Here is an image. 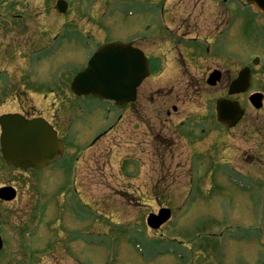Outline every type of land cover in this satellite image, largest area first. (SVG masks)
I'll use <instances>...</instances> for the list:
<instances>
[{
    "label": "rangeland",
    "instance_id": "rangeland-1",
    "mask_svg": "<svg viewBox=\"0 0 264 264\" xmlns=\"http://www.w3.org/2000/svg\"><path fill=\"white\" fill-rule=\"evenodd\" d=\"M55 1L0 0V115L24 112L33 105L31 110L59 123L66 117L65 112L58 111V105L68 106L73 98L67 88L70 76L86 65V57L96 49L97 43L128 41L142 32L149 39L161 24V15L157 12L163 6L161 0L158 6L154 0H92L91 7L87 6L90 0H66L65 14L56 10ZM166 1L187 4L189 10L198 9L196 0ZM5 12L10 16L3 17ZM147 24L151 28L143 30ZM65 30L69 32L65 39L49 45L53 38L59 40L57 36ZM238 30L239 24H235L230 35H236ZM251 31L252 27L250 40L240 48L233 46V53L235 56L243 50L249 52L245 56L259 53L263 60L262 43L256 41ZM138 41L149 53L164 51L156 42L147 46L148 42ZM38 45H42L39 51L48 45V53L54 52L35 67L29 56ZM179 76L165 67L161 75L139 89L135 115L131 110L124 111L121 122L108 135L91 143L90 148L86 146L92 134L95 137L98 130L116 122L117 114L109 110V105L93 111L99 104L94 98L81 101L83 110L91 113L84 115L88 120L86 125L78 124L83 129L92 123L96 125L93 130L85 128L81 137L76 136L72 141L75 148L72 146L67 154L78 158L77 185L92 211L88 216L89 209L80 214L90 220V230L85 232L77 221L75 227H70L65 220L72 198L64 195L60 198L59 193L60 188L66 187L69 173H59L60 182L56 183L52 169L48 168L47 172L42 168L41 174L51 172V176L43 178L50 189L45 191L42 201L45 207L41 205L38 209L44 215L37 212L34 224L30 219L23 223L28 217L22 205L26 202L27 210L34 203V194L40 191L34 186L32 198L29 202L25 200L32 192L29 183L30 180L34 183L35 174L13 183L18 190L14 203H0V218L7 219L0 223V233L6 239L0 264H264V238L262 242L258 240V236L264 237V110L250 114L234 141L230 133L223 134L224 143L218 139L212 146L214 157L208 163H189L190 153L203 151L220 135L213 123L207 126L206 134L200 135L202 138L194 149L181 138L169 145L167 135L173 129L179 132L180 120L196 119L195 104L175 98L180 88ZM158 79H162L161 83ZM153 82L155 86L151 87ZM28 84L37 85L36 89L44 97L31 102H27L31 98L20 100ZM256 84L259 85V78ZM39 85H43L42 89ZM52 88L51 99L47 94H51ZM221 90H217L218 94ZM74 99V104L80 103L77 97ZM172 106L177 107L175 113L171 111ZM165 111H170L171 117ZM223 147L227 148L223 150ZM165 155L169 159L163 165L160 161ZM220 157L225 162H218ZM4 172L0 185L8 181ZM194 183L199 187L198 192L191 189ZM190 189L192 193L188 196ZM161 207H168L172 212L174 209L176 214L172 213L171 220L160 229L150 230L145 219ZM100 216H107L108 221ZM114 219L117 221H111ZM72 221L75 222L73 215ZM117 223L127 226V231ZM134 227L144 231L146 237L138 230L135 232ZM235 233L247 239H231ZM159 238L162 241H153ZM132 239L138 240L139 253L130 243ZM203 247L212 248L208 251L202 250ZM160 249L178 250L182 257L177 259L167 252L158 256Z\"/></svg>",
    "mask_w": 264,
    "mask_h": 264
},
{
    "label": "flooded vegetation",
    "instance_id": "flooded-vegetation-1",
    "mask_svg": "<svg viewBox=\"0 0 264 264\" xmlns=\"http://www.w3.org/2000/svg\"><path fill=\"white\" fill-rule=\"evenodd\" d=\"M195 2L198 7L197 11L193 8L189 10L187 4L181 6L178 3L173 4L172 7L168 9L164 15L166 31L164 36L165 51L164 53L158 54L152 53L151 55H148V58L150 60L151 70H155V66L160 67L155 74L152 73L150 76L151 79L161 75L165 67L173 72V75H180L178 79L179 81L177 82L180 88L175 94V98L177 100L183 99L186 103L192 102L195 104L198 109L195 113V117L201 121L203 120V117L209 115L212 116V108L207 107V103L211 101V99L209 98V100H206L205 102H198L192 98L195 97V94L198 93V91L201 92L203 89H215L220 83L222 84L224 93L226 92V89L230 84L229 82H231L235 77V73H237L239 69L250 65V60H247V57L245 56L247 53H245L244 50L241 55H236L237 57H240V60L236 63L235 54L232 49L236 43L233 42V39L237 40L240 38L237 43L238 45H242L243 42H247L249 40L251 27L250 20H258L260 27L262 24L259 18L254 16L256 10H253L254 12L252 13L250 11L252 7L248 5L245 0H196ZM238 7H240V9H237ZM207 15H211V17H207ZM236 18H238L239 30L236 35L231 36L230 33L233 30V22ZM154 41V37L151 40L148 39L147 46H153ZM31 51L34 50L32 49ZM160 61H164L165 67H162L159 63ZM235 65L238 67H235ZM248 67L250 68L249 72H253L250 81L251 86L249 88L252 89L258 79L254 77L260 74L261 71L259 70L260 66L258 64ZM214 71H217L220 74L219 82L216 87L209 88L206 83L209 80V75ZM259 76V86L261 85V87L258 86L252 92H260L264 96V73ZM171 77L174 78L173 76ZM160 80L162 79H158L156 81L161 83L159 82ZM155 83L156 82H153L151 87H154ZM36 88L37 85H34L32 88V94L30 93L29 95L26 91H24L21 100L25 101L26 99L31 98L27 100V102H31L34 98H38L40 91L37 92ZM173 90L174 88L171 87L172 92ZM150 95L151 94L147 92V96L150 97ZM247 95L248 93L236 96L237 100H239L241 105L245 108L243 121H245L246 117H249L250 114L252 115V113L248 115L249 112H255L247 103ZM150 100L152 102V99ZM31 106L33 105H30L28 110L24 109V112L21 113L28 118L41 116L47 120V117L43 116L41 113L31 110ZM172 108L174 110L173 113H175L177 109H174L175 106ZM132 112L133 115H135L136 105L133 106ZM165 115L167 117H171L169 111H165ZM66 122L67 121L60 120L59 123L51 122V124L58 128V131L61 129L60 133L64 136L66 134ZM179 122L182 124L184 120H180ZM242 123L243 122H241V125ZM240 126H238V128ZM246 126L250 127L249 125ZM233 132H235V130ZM238 132L239 130L236 133ZM236 133L234 134L236 135ZM188 137L191 138L193 135L190 134ZM178 138L185 139L186 136L182 131L177 133L173 130H171L167 135V139L170 140L169 145H174ZM2 171L7 173L6 177L8 178V181L6 184H1L0 186L14 187L16 195H18V190L13 183H17L18 180L24 181L26 176L29 177L30 175L35 174L33 179L34 183H32V180H30L29 183L32 185V192L25 200L29 202L32 198L34 186H36V188L40 191L34 194V203L31 204L27 210L25 209L27 206L26 202L23 203L22 209L25 210L27 217L28 213L33 210H38L42 207L41 205L45 206L42 203L44 179L39 171L31 172L6 166L0 157V178ZM58 181L60 182V179H58ZM0 203H4V201H0ZM71 207L72 206L70 205V208ZM14 208H16V206ZM29 219L31 220L32 217L30 216ZM27 220L28 218L24 222Z\"/></svg>",
    "mask_w": 264,
    "mask_h": 264
},
{
    "label": "water",
    "instance_id": "water-1",
    "mask_svg": "<svg viewBox=\"0 0 264 264\" xmlns=\"http://www.w3.org/2000/svg\"><path fill=\"white\" fill-rule=\"evenodd\" d=\"M255 1L260 3L264 12V0ZM57 7L61 12L66 10L61 0L57 2ZM147 74V61L139 50L130 44L112 42L97 49L86 68L73 78L71 90L77 95L92 94L113 100L121 107L135 99L136 87ZM247 81L248 74L241 72L229 93L242 90ZM218 109V121L227 127L233 126L242 112L231 101H220ZM0 128L3 159L15 167L37 168L46 165L54 161L62 149L56 132L40 118L27 120L18 114H5L0 116ZM13 197L11 189H0V198L10 200ZM169 216L170 211L162 209L158 215L150 214L147 224L151 228H158ZM1 246L0 240V249Z\"/></svg>",
    "mask_w": 264,
    "mask_h": 264
}]
</instances>
